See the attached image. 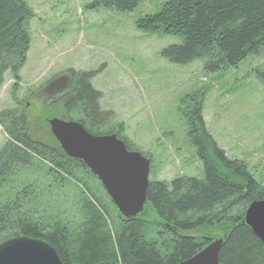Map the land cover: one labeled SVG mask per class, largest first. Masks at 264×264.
I'll return each instance as SVG.
<instances>
[{"label": "trees", "instance_id": "1", "mask_svg": "<svg viewBox=\"0 0 264 264\" xmlns=\"http://www.w3.org/2000/svg\"><path fill=\"white\" fill-rule=\"evenodd\" d=\"M140 1L94 0L91 8L129 12ZM32 16L23 0H0V87L5 74L19 81ZM135 26L144 33L178 41L160 51L168 63L199 61L208 73L234 68L247 56L264 52V0H162L158 11L136 21ZM68 74L64 92L35 114L0 113V126L8 139L0 151V243L18 236L44 241L62 264H179L212 239L222 238L220 264H264V244L242 223L249 204L264 200V187L244 164L227 159L216 147L204 129L196 95L179 100L180 106H189L179 114L203 166V179L149 180L142 213L126 221L96 179L53 147L52 138L46 144L32 139L31 121L44 124L49 118H67L81 123L92 135L115 133L133 151L120 138L122 128L105 134L99 131L105 117L97 106L99 94L90 85L92 76ZM55 104L60 107L56 112ZM77 170L96 182L111 212L81 179L76 180L81 187L76 190L77 202L68 204L74 212L63 207L62 193L61 199L55 198L52 191L64 190L63 184L73 181Z\"/></svg>", "mask_w": 264, "mask_h": 264}, {"label": "rangeland", "instance_id": "2", "mask_svg": "<svg viewBox=\"0 0 264 264\" xmlns=\"http://www.w3.org/2000/svg\"><path fill=\"white\" fill-rule=\"evenodd\" d=\"M23 1L33 15L28 22L30 44L19 81L9 74L3 78L0 113L35 114L45 99L39 90L50 80L65 79L64 88L69 72L90 74V85L100 97L99 112L105 117L99 131L105 134L122 128L120 138L151 160L148 180L170 183L182 177L202 180L204 176L184 117L179 114L189 108L180 106L179 100L196 95L204 129L216 147L227 159L244 164L248 174L264 187V52L247 56L234 68L208 73L199 61L168 63L160 51L178 41L144 33L135 26L136 21L158 11L162 0H141L129 12L91 8L94 0ZM54 106L55 112L60 110ZM31 126L34 141L51 139L46 122L31 121ZM7 143L0 127V151ZM83 176L81 171H73V181H66L64 190L52 194L61 199L62 193L63 207L74 212L68 204L77 202L76 190L81 187L76 180L81 179L111 212L96 182Z\"/></svg>", "mask_w": 264, "mask_h": 264}, {"label": "water", "instance_id": "3", "mask_svg": "<svg viewBox=\"0 0 264 264\" xmlns=\"http://www.w3.org/2000/svg\"><path fill=\"white\" fill-rule=\"evenodd\" d=\"M64 80H60V85H64ZM47 125L63 154L79 161L96 179L120 217L129 221L142 213L146 204L148 159L127 150L115 133L92 135L79 122L56 118L48 120ZM242 223L264 244V200L249 204ZM222 244V238H214L193 257L179 264H220ZM0 264L62 263L56 251L44 241L18 236L0 243Z\"/></svg>", "mask_w": 264, "mask_h": 264}, {"label": "flooded vegetation", "instance_id": "4", "mask_svg": "<svg viewBox=\"0 0 264 264\" xmlns=\"http://www.w3.org/2000/svg\"><path fill=\"white\" fill-rule=\"evenodd\" d=\"M60 80H61V78H57L56 80H50L48 83H46L44 89L39 90V92L41 94H43V96L45 98L42 101V103H40L42 107L47 100H51L52 98H55L56 96H59L64 92V90L68 84L65 85L64 89H63V87H62L63 85L62 84L60 85ZM63 83L65 84L66 80H64ZM26 106H27V104H26ZM37 108H39V104L37 105Z\"/></svg>", "mask_w": 264, "mask_h": 264}]
</instances>
